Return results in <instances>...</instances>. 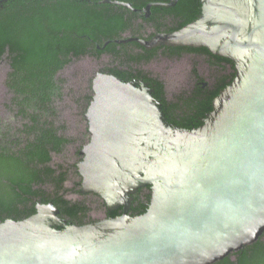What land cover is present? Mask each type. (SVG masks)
I'll use <instances>...</instances> for the list:
<instances>
[{"label": "water", "instance_id": "95a60500", "mask_svg": "<svg viewBox=\"0 0 264 264\" xmlns=\"http://www.w3.org/2000/svg\"><path fill=\"white\" fill-rule=\"evenodd\" d=\"M200 3L181 29L125 42L205 48L234 64L203 124L168 126L147 84L98 75L77 165L81 194L123 213L76 226L52 202L38 203L34 215L0 223V264H215L263 235L264 0ZM147 187L148 210L130 215Z\"/></svg>", "mask_w": 264, "mask_h": 264}, {"label": "trees", "instance_id": "16d2710c", "mask_svg": "<svg viewBox=\"0 0 264 264\" xmlns=\"http://www.w3.org/2000/svg\"><path fill=\"white\" fill-rule=\"evenodd\" d=\"M197 2H191L190 16L180 29L200 15L201 3H198V10L194 8ZM7 5L6 13L0 16V61L6 60L10 66L5 82L11 95L7 107L21 123L12 127L0 120V223L7 219L24 220L36 213L38 203L50 202L59 209V218L68 225L83 226L99 221L90 216L93 203H99L105 209L107 218L120 216L122 208L109 212L99 196L81 194L82 178L76 165L74 173H71L74 187L68 189L66 183L71 175L62 172V167L52 162L53 155L63 153L68 146L78 141L65 136L64 127L57 126L58 111L55 104L63 96L64 83L60 73L74 60L94 54L88 49L90 38L114 37L110 34L101 38L83 37L86 33L83 25L94 22L80 16L75 6L71 5L67 11L64 0H55L54 3L52 0H9ZM117 22L120 24L121 20ZM96 23L101 30L114 28L111 20H98ZM134 43L143 51H149ZM161 48L179 53L201 50L220 66L216 68L221 76L216 90L205 99L191 102L192 114L189 118L182 117L178 121L172 114L169 115V121L178 124L179 128H198L211 113L213 100L233 82L236 76L234 64L228 59L212 55L205 48ZM227 68L228 75L225 74ZM159 93H162V88ZM157 98L167 108V112L172 111L173 105L162 99L161 94ZM91 101V96L84 100L82 111H87ZM83 147L84 143L78 148L77 156ZM72 192L81 199H69L68 194ZM150 200V188L140 189L133 196L129 214L139 216L146 213ZM215 264H264V233L256 243Z\"/></svg>", "mask_w": 264, "mask_h": 264}, {"label": "flooded vegetation", "instance_id": "af4514ba", "mask_svg": "<svg viewBox=\"0 0 264 264\" xmlns=\"http://www.w3.org/2000/svg\"><path fill=\"white\" fill-rule=\"evenodd\" d=\"M8 1L0 0V16L6 13L9 7L7 5ZM64 1L67 11H69L71 5L75 6L80 16L84 19L89 18V21L94 22L91 25H83V28L86 29L83 37L95 36L101 38L109 34L114 37V39L103 37V39L96 40L90 38L88 49L94 54L74 60L63 69V71H66L74 63H83L80 75L83 77L84 87L79 94V99L86 100L90 96L93 98V80L98 75L114 76L126 83L147 84L152 90L154 99L159 103L166 125L178 127V124L174 125L173 122L169 121V115L172 114L178 121H181L182 117L189 118L192 114L191 102L205 99L216 90V85L219 84L221 79L216 68L219 69L220 66L216 65L215 60L205 52L186 50L179 53L166 48L146 52L135 46L134 42H125L132 38L147 40L159 33L177 31L183 23L187 22L193 0ZM54 2L55 0H52V3ZM198 3L200 4V0L197 2V7H194L197 8L196 10L199 7L201 9V5L198 7ZM98 20H111L114 28L109 31L101 30L98 23H96ZM118 20H121L120 24L117 22ZM9 72L10 66L8 64L5 82ZM225 74H229L228 68ZM80 79L82 78L80 77ZM63 80V84H65L66 80ZM161 88L162 93H159ZM158 94H161L162 99L173 105L171 112H167V108H164L157 100ZM85 113L82 111L81 116L85 121L84 135H88V137L85 138L83 135L84 141H79L80 144L77 145V149L74 151L73 161L71 162L70 158L65 156L66 150L70 146L63 153L53 155V164L59 168L62 167V172H68L71 175L70 178H73L71 173H74L75 165L77 166L83 159L82 156H77L78 148L83 143L85 146L91 137L88 132ZM57 126L64 127V134L69 137L66 134L64 125L57 122ZM105 218H107L106 211L104 213Z\"/></svg>", "mask_w": 264, "mask_h": 264}, {"label": "rangeland", "instance_id": "374dc122", "mask_svg": "<svg viewBox=\"0 0 264 264\" xmlns=\"http://www.w3.org/2000/svg\"><path fill=\"white\" fill-rule=\"evenodd\" d=\"M83 63H74L66 71L60 73L62 79H65L63 84V96L56 101V109L58 113V124H62L66 128V134L71 138L78 139L77 143L71 145L67 150L65 156L70 158L72 162L74 159V151L77 149L79 141L83 140L85 121L81 116L84 106V100L79 99V94L83 91L84 83L83 77L80 75V70ZM8 71V63L0 61V120L12 127L20 125L21 121L17 119L16 114L11 111L7 104L11 97L6 84L5 75ZM80 77L82 79H80ZM88 123V122H87ZM75 181L71 178L66 184L68 189H73ZM69 199H81L79 195L72 192L68 194ZM93 210L90 216L94 220H102L104 218L105 209L99 203H93Z\"/></svg>", "mask_w": 264, "mask_h": 264}]
</instances>
